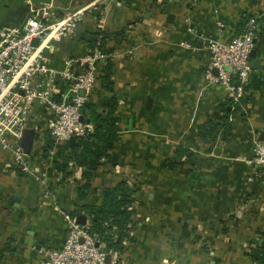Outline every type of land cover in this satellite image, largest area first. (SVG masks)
<instances>
[{"label": "crops", "instance_id": "1", "mask_svg": "<svg viewBox=\"0 0 264 264\" xmlns=\"http://www.w3.org/2000/svg\"><path fill=\"white\" fill-rule=\"evenodd\" d=\"M45 2L0 0V31L21 27L31 8ZM92 2L57 0V15ZM251 19L258 22L252 57L258 63L244 92L231 96L206 79L207 41L233 39ZM116 31L124 35L114 37ZM100 32L106 33L108 50L101 66L109 60L113 68V90H101L107 97L116 95L120 118L115 148L91 180L85 200L78 197L84 184L79 141L47 136L39 114L27 128L36 135L26 155L38 173L41 167L47 170L45 185L21 173L13 155L0 149V264H41L48 250L63 247L65 214L86 216L81 206L100 204L102 190L122 182L136 189L133 241L107 253L109 260L264 264V175L254 151L264 137V0L99 5L74 35L57 44L50 54L54 67L89 54V42ZM210 122L217 126L206 132Z\"/></svg>", "mask_w": 264, "mask_h": 264}, {"label": "built area", "instance_id": "2", "mask_svg": "<svg viewBox=\"0 0 264 264\" xmlns=\"http://www.w3.org/2000/svg\"><path fill=\"white\" fill-rule=\"evenodd\" d=\"M113 1L117 0H93L83 9L58 17L57 0H46L31 8L21 27L0 31V149L13 155V165L21 173L43 185L47 170L41 167L40 174L31 166L21 147L24 131L39 114L45 134L57 141L89 135L94 126L87 123L83 112L93 101L100 64L107 58L97 48L84 57L68 58L62 68H56L50 54L57 50V44L78 31L96 7ZM189 32L196 34L192 28ZM257 32L258 22L251 19L244 33L229 41L208 39L210 63L206 79L210 84L222 85L231 96L235 91L244 92L253 72L251 54ZM35 40L37 46L33 44ZM254 151L255 164L264 175V141L258 140ZM65 220L68 233L63 247L48 250L41 264H121L117 259H108L88 227L79 224L76 216L65 214Z\"/></svg>", "mask_w": 264, "mask_h": 264}, {"label": "trees", "instance_id": "3", "mask_svg": "<svg viewBox=\"0 0 264 264\" xmlns=\"http://www.w3.org/2000/svg\"><path fill=\"white\" fill-rule=\"evenodd\" d=\"M112 35L117 38L122 37L124 31H116ZM105 40L106 33H94L93 39L89 42L90 52L98 48L106 54L108 50L105 48ZM100 68L102 72L98 76L93 101L84 110L85 117L91 121L94 129L86 137L77 139L81 150L78 163L84 168L82 174L84 184L78 189L79 200H85L83 198L87 197L91 187L90 182L100 166L104 164V160L109 159L120 130L116 95L107 97L101 90L102 88L113 90L112 63L108 60L106 64L102 66L100 64ZM95 95L103 99L102 105ZM216 126L217 124L210 122V128L207 127L206 132L214 131ZM135 193L136 189L122 182L115 187L104 188L100 204H85L80 207L90 220L88 231L106 253L118 252L125 241H133L131 233L135 225ZM78 212H75L73 216L79 215Z\"/></svg>", "mask_w": 264, "mask_h": 264}, {"label": "water", "instance_id": "4", "mask_svg": "<svg viewBox=\"0 0 264 264\" xmlns=\"http://www.w3.org/2000/svg\"><path fill=\"white\" fill-rule=\"evenodd\" d=\"M170 9H171V6L169 5L168 7H167V10H166V13L168 14V22H171L172 20L170 19V16L172 15L171 13H170ZM35 46H37L38 45V41L37 40H35L34 41V43H33ZM256 50H253V52H252V54H251V56L252 57H256ZM256 64V63H258V60L257 59H255L254 61H252V66H253V64ZM152 101H153V99H152V97H150V98H148V109L150 108V106H151V104H152ZM100 105H102V103H103V100L101 99L100 101ZM91 121L90 120H87V123H90ZM35 135H36V131H35V129H26L25 131H24V133H23V137H22V142H21V144H22V149H23V152L25 153V154H30L31 153V149H32V145H33V142H34V140H35ZM262 140L264 141V137L262 138ZM77 222L79 223V224H81V225H87V217L86 216H84V215H80L78 218H77ZM38 248H39V246H38Z\"/></svg>", "mask_w": 264, "mask_h": 264}, {"label": "rangeland", "instance_id": "5", "mask_svg": "<svg viewBox=\"0 0 264 264\" xmlns=\"http://www.w3.org/2000/svg\"><path fill=\"white\" fill-rule=\"evenodd\" d=\"M2 13V12H1ZM4 14V13H3ZM89 17H91V16H89ZM88 18V17H87ZM147 198V197H146ZM147 200V199H146Z\"/></svg>", "mask_w": 264, "mask_h": 264}]
</instances>
